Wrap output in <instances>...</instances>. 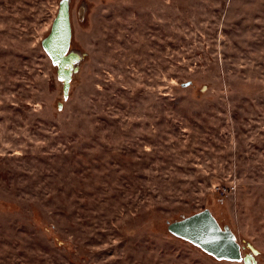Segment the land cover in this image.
Listing matches in <instances>:
<instances>
[{
	"label": "rangeland",
	"instance_id": "obj_1",
	"mask_svg": "<svg viewBox=\"0 0 264 264\" xmlns=\"http://www.w3.org/2000/svg\"><path fill=\"white\" fill-rule=\"evenodd\" d=\"M60 2L0 0V264H244L169 234L205 209L264 264V0H70L69 83Z\"/></svg>",
	"mask_w": 264,
	"mask_h": 264
},
{
	"label": "water",
	"instance_id": "obj_2",
	"mask_svg": "<svg viewBox=\"0 0 264 264\" xmlns=\"http://www.w3.org/2000/svg\"><path fill=\"white\" fill-rule=\"evenodd\" d=\"M61 11L55 20L57 27L67 18V11ZM167 230L170 235L194 245L217 261L253 264L249 258L242 256V248L235 236L222 229L207 209L171 223Z\"/></svg>",
	"mask_w": 264,
	"mask_h": 264
},
{
	"label": "flooded vegetation",
	"instance_id": "obj_3",
	"mask_svg": "<svg viewBox=\"0 0 264 264\" xmlns=\"http://www.w3.org/2000/svg\"><path fill=\"white\" fill-rule=\"evenodd\" d=\"M69 2L59 3L57 14L52 26L47 33V35L42 39V48L45 53L48 55L52 64L58 69L57 72L61 78L67 83L70 81L71 77V64L76 62L78 58L77 53L73 47V26L71 25V11L69 10ZM65 9L67 11V18L64 23H61L59 27L55 25V20L57 16L62 12L61 10ZM86 4L81 3L79 5L78 20L84 18L86 12ZM56 26V27H55ZM68 68L69 70H67Z\"/></svg>",
	"mask_w": 264,
	"mask_h": 264
},
{
	"label": "snow or ice",
	"instance_id": "obj_4",
	"mask_svg": "<svg viewBox=\"0 0 264 264\" xmlns=\"http://www.w3.org/2000/svg\"><path fill=\"white\" fill-rule=\"evenodd\" d=\"M67 2V0H61V3H66Z\"/></svg>",
	"mask_w": 264,
	"mask_h": 264
}]
</instances>
